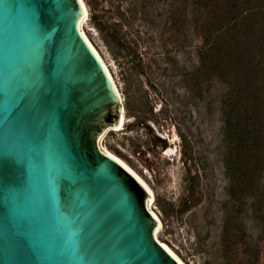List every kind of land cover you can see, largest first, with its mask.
Wrapping results in <instances>:
<instances>
[{"label": "water", "instance_id": "water-1", "mask_svg": "<svg viewBox=\"0 0 264 264\" xmlns=\"http://www.w3.org/2000/svg\"><path fill=\"white\" fill-rule=\"evenodd\" d=\"M77 0H0V264H179L98 140L120 120Z\"/></svg>", "mask_w": 264, "mask_h": 264}, {"label": "rangeland", "instance_id": "rangeland-1", "mask_svg": "<svg viewBox=\"0 0 264 264\" xmlns=\"http://www.w3.org/2000/svg\"><path fill=\"white\" fill-rule=\"evenodd\" d=\"M82 1L88 13L83 29L109 67L124 108V126L108 131L102 143L153 192L157 239L185 264H264L251 199L231 201L226 193V89L216 79L195 77L201 41L190 0Z\"/></svg>", "mask_w": 264, "mask_h": 264}, {"label": "trees", "instance_id": "trees-1", "mask_svg": "<svg viewBox=\"0 0 264 264\" xmlns=\"http://www.w3.org/2000/svg\"><path fill=\"white\" fill-rule=\"evenodd\" d=\"M190 4L201 41L195 77L216 79L226 89L221 98L226 193L231 201L251 199L253 218L264 236V0ZM228 232L225 225L223 235ZM252 256L255 263L256 246Z\"/></svg>", "mask_w": 264, "mask_h": 264}, {"label": "bare ground", "instance_id": "bare-ground-1", "mask_svg": "<svg viewBox=\"0 0 264 264\" xmlns=\"http://www.w3.org/2000/svg\"><path fill=\"white\" fill-rule=\"evenodd\" d=\"M83 4V17L81 18V20L79 21L78 24V30L81 34V36L84 38V40L86 41V43L89 45V47L92 49V51L94 52V54L96 55V57L98 58L99 62L101 63L103 69L105 70L107 76L109 77V80L111 81L114 90L116 92L119 104H120V108H121V114H120V120L119 123L116 127L114 128H108L107 130H105V132L102 134V136L99 138L98 140V147L99 149L103 152V153H107V155H109L110 157H115V160H119L120 161V165H123L125 169L128 170L129 173H131L133 175V177L145 188V190L148 192L149 194V199L146 202V207L149 210V212L151 213V215L155 218L156 222H157V231H156V239H157V233L161 227V221L159 220V217L157 216V214L152 210V202H153V192L151 191L150 187L145 183V181L141 178V176L139 174H137L126 162H124L122 159H120L119 157H117L115 154H113L112 152H110L105 146H103L102 143V139L104 137V135L110 131V130H114V131H118L120 130L124 124H125V116H124V108H123V103H122V98H121V94L118 90L117 84L115 82V79L112 76V73L109 69V67L107 66V64L105 63V61L103 60V58L100 56V54L97 52V50L95 49V47L93 46V44L91 43V41L89 40L88 36L85 34V31L83 29V24L87 21V17H88V13L85 7V4L82 0H80V4ZM175 136V135H174ZM172 136V137H174ZM171 137V138H172ZM174 139V138H173ZM167 154H171L172 151L170 149H168L166 151ZM173 155V154H172ZM171 155V156H172ZM157 241L160 243V245L179 263V264H185L180 258L179 256L170 248L168 247L166 244H164L163 242H160L158 239Z\"/></svg>", "mask_w": 264, "mask_h": 264}, {"label": "snow or ice", "instance_id": "snow-or-ice-1", "mask_svg": "<svg viewBox=\"0 0 264 264\" xmlns=\"http://www.w3.org/2000/svg\"><path fill=\"white\" fill-rule=\"evenodd\" d=\"M78 3H80V0H77ZM83 7V4L81 3V8ZM105 155H107V153H105ZM112 160H115V157H109ZM117 164H120L119 160H116ZM122 168L124 167L123 165H120ZM125 171H128L127 169H125ZM130 175H132L131 173H129Z\"/></svg>", "mask_w": 264, "mask_h": 264}]
</instances>
